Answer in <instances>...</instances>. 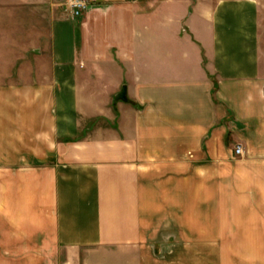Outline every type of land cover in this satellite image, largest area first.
<instances>
[{
  "label": "crops",
  "instance_id": "0c3cea01",
  "mask_svg": "<svg viewBox=\"0 0 264 264\" xmlns=\"http://www.w3.org/2000/svg\"><path fill=\"white\" fill-rule=\"evenodd\" d=\"M86 1L0 86V264H264L262 1Z\"/></svg>",
  "mask_w": 264,
  "mask_h": 264
},
{
  "label": "rangeland",
  "instance_id": "374dc122",
  "mask_svg": "<svg viewBox=\"0 0 264 264\" xmlns=\"http://www.w3.org/2000/svg\"><path fill=\"white\" fill-rule=\"evenodd\" d=\"M67 13L68 0H0V86L21 80L17 68L39 64L51 24Z\"/></svg>",
  "mask_w": 264,
  "mask_h": 264
},
{
  "label": "built area",
  "instance_id": "2783aa9c",
  "mask_svg": "<svg viewBox=\"0 0 264 264\" xmlns=\"http://www.w3.org/2000/svg\"><path fill=\"white\" fill-rule=\"evenodd\" d=\"M68 9L72 13L73 17H80L83 12L87 9V1L86 0H68ZM237 155L242 154L241 147H238L235 150Z\"/></svg>",
  "mask_w": 264,
  "mask_h": 264
},
{
  "label": "water",
  "instance_id": "95a60500",
  "mask_svg": "<svg viewBox=\"0 0 264 264\" xmlns=\"http://www.w3.org/2000/svg\"><path fill=\"white\" fill-rule=\"evenodd\" d=\"M126 94H127V89L124 88L123 92L117 97V100H120V99L126 100Z\"/></svg>",
  "mask_w": 264,
  "mask_h": 264
}]
</instances>
